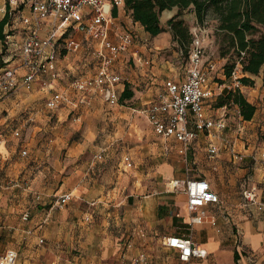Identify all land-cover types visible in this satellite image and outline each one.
<instances>
[{
	"label": "rangeland",
	"instance_id": "rangeland-1",
	"mask_svg": "<svg viewBox=\"0 0 264 264\" xmlns=\"http://www.w3.org/2000/svg\"><path fill=\"white\" fill-rule=\"evenodd\" d=\"M1 1L6 6V14L10 15V25L5 27V34L17 37L20 42L25 36V31L21 27L22 17L30 14L29 6L32 2L42 0H20L17 9L19 12L16 13L13 11L10 13L9 0ZM176 11V9L170 11L172 16L177 13ZM164 15L165 13L161 16V23L167 28V22L172 16L165 20ZM184 16L186 25L192 28L196 24L192 12H185ZM216 26L217 23L213 19L207 22L204 62L205 65L209 62L217 65V71L211 79L212 85L214 83L230 85L233 79H223V76L227 69L238 63V58L233 50H229L227 42L216 35ZM126 31L139 36L141 44L147 43L149 48L147 47V51H142L141 54L153 60L154 63L149 69L155 67L160 69L162 74L157 82L152 83L145 77L147 68L135 65L128 53L121 56L124 57L120 68L124 85H129L134 92V97L122 105L123 108H110L102 104L97 96L95 107L89 109L88 116L83 117L81 122L77 121L80 112L70 111L76 100L71 83L76 79L91 80L96 73L91 42L77 34L76 39L80 41L82 50L67 55L62 52L61 56L62 59L69 55L61 61L62 79L59 84L63 89L59 90L68 94L72 102L70 107L59 112H49L45 108L43 96L35 88L16 97L22 98L25 102L30 98H39L32 102L28 109L29 103H25L18 112L14 114L10 112L9 117L5 114L0 117V133L8 150V153L0 155V254L6 250H16L19 253L17 264H49L52 261H57L58 264L122 262L114 259V206H123L122 199L128 194L126 187L128 182L142 173H154L152 169L160 162L159 154L164 147L161 138L154 133L147 120L134 110L140 109L141 103L150 99L148 94L151 96L161 90L162 80L175 77L178 80L184 79L189 65V50L181 51L178 43L172 40L168 32L156 37L155 41L146 38L140 28L131 27ZM152 46L160 47L159 51L150 52ZM13 59L18 57L13 56ZM236 67V77L239 79L246 77L242 76L241 68L238 65ZM254 100L253 104L263 111L264 98ZM32 107L35 109H31ZM228 117L236 118L234 115ZM258 123L261 125L258 136L264 143L262 112L256 118L255 125ZM232 124H238V120ZM16 129H20L21 132L19 139L14 136ZM0 148L1 151L3 147ZM22 148H26L27 155L22 154ZM101 149L107 151L99 160L96 156L100 154ZM126 157L132 159L131 169H127L124 163ZM111 168L114 169V190L116 189L114 197L105 195L102 198L92 195L90 203L95 205L80 201V205L73 208L75 215L72 213L67 220L68 229L63 232L69 239L62 241L60 247L48 239L40 245L37 236L24 235L23 231L31 226L30 223L25 224L21 220L24 211H28L33 217L39 206H44L47 211L52 207L56 212L66 210L69 206L59 208L57 205L59 196L57 194L61 185L65 183L67 188L75 189L82 180L83 187L89 192H94L98 188L96 181L100 184L102 175L108 176ZM77 194L78 192L74 193L75 196ZM232 228L233 232L237 233L235 226ZM51 232L56 236L59 234L58 231ZM131 238L133 237H124L122 248L126 249L125 244ZM131 249L135 253L134 256L139 252L156 256L158 251H162V247H152L150 250L140 244L134 245ZM124 264L131 263L126 260Z\"/></svg>",
	"mask_w": 264,
	"mask_h": 264
},
{
	"label": "crops",
	"instance_id": "crops-1",
	"mask_svg": "<svg viewBox=\"0 0 264 264\" xmlns=\"http://www.w3.org/2000/svg\"><path fill=\"white\" fill-rule=\"evenodd\" d=\"M4 7L5 4L0 0V21L5 17L2 12ZM176 10L178 12V9ZM192 17L196 21L194 13H192ZM183 19L186 20V17L183 16ZM21 27H23L22 24ZM131 27L140 28L144 32V35H146V38L156 41V38H152L146 33L140 24L133 21L125 9L120 10L114 16L112 41L117 42L119 40L118 36L132 34L126 31ZM45 29L47 31L48 28L46 27ZM168 34L171 35L169 32ZM80 35L83 36V34ZM132 35L136 38V42L128 53L130 59L135 65L147 68L145 69L147 72L145 77L148 81L152 83L157 82L161 78L162 71L155 67L152 70L149 69L154 63L153 60L141 54L142 51H147V47L149 48V46L147 43L141 44L139 36ZM16 38H10L9 43L11 44L7 43L8 47L3 46L4 44L2 45L0 41V55L4 54L2 60L5 67H12L18 63V59H13V56L18 55L16 46L21 44L24 36L20 42ZM84 40L91 42L93 60L96 62L95 71H97L98 61L94 56V51L98 46L93 41L86 38ZM78 42L80 43V41ZM159 49L160 47L152 46L149 50L152 52L159 51ZM81 50L80 44L75 53ZM6 52L12 55H7ZM68 56H64L59 61L58 69L60 71L61 61L65 60ZM123 58H120L115 65V69L120 75ZM135 58L140 59L141 62L137 63ZM146 61L149 62L148 65L145 63ZM242 76L249 77L255 82L253 87L242 85L239 89L246 98H250L248 101L253 104L255 98H264L262 76L248 74ZM184 79L178 80L175 77L162 80L161 90L156 91L151 96L148 94L150 99L146 102L153 100L169 83H181ZM223 79H226L225 75ZM35 88L43 96L45 108L49 112L54 113V111H50L46 107V101L49 97L48 89H44L43 85H38ZM57 88L63 89L61 84H58ZM119 89L121 93L124 92V79ZM210 89L212 91V98L206 102L208 114L215 118L226 117L227 128L224 131H214L212 135L199 133L185 156L177 152L176 148H178V145H175V142L166 141L161 138L164 147L162 153L159 154L161 158L160 162L152 169L154 173H142L128 182L126 185L128 194L122 199L123 206H114V259L119 262L122 260L120 264H124L126 260L133 264L132 260L135 257V253L131 248L137 244L147 246V249L150 250L152 247H162V251H158L156 256L149 255L152 264H184L178 260L175 250L163 246V240L171 236L187 237L190 235L196 242L205 247L209 254L207 259L201 261L193 260L190 264H264V245L262 241L264 233V143L260 141L258 136L261 125L260 123L255 125L256 118L259 113H264V110L261 111L255 105L257 111L254 118L251 121H245L240 114L238 106L233 103L224 106L220 105L222 97L228 91L236 90L233 83L230 85L214 83L212 85L210 80ZM22 93L29 92L21 91L12 98L0 103V117L3 114L9 117L10 112L13 114L18 112L20 107L25 103H29L28 109L32 102L39 99L30 98L29 101L25 102L22 98H16ZM97 99L102 104L115 108L109 106L103 98L99 97ZM71 103L69 98L68 102L55 112L69 108ZM96 103L97 100L95 98L90 108L74 104L70 111L80 112L77 121L81 122L83 117L88 116V112L95 107ZM143 104L144 102L141 103V106ZM212 105H214L213 108ZM117 107L123 108L122 105ZM31 109H35V107ZM31 115L34 116L35 114ZM228 115H234L236 118L231 119ZM237 120L238 124H232V122L236 123ZM16 132H19V137L15 136ZM14 136L17 139L21 138L20 129L14 131ZM2 138V134L0 133V146L3 147L0 155L8 153L6 143ZM211 144H215L219 149L213 159L209 158L208 154ZM106 151L107 149H101L98 156H105ZM23 152H26V155L28 154L26 148H22V154ZM127 169L131 168L127 167ZM189 180H206L212 190L219 196L221 202L219 205H208L204 209L208 216L214 217L215 223L213 225H193L191 223L192 215L187 210V196L184 192L172 189L171 183ZM96 185L98 188L94 192H89L86 187L84 188L82 180L75 189L67 188L65 183L61 185L59 194H57L59 195L57 201L64 196H70L71 199L66 205L69 207L61 212H56L53 207L47 211L44 209V206H39L37 213L33 217L30 214L27 222H24L22 219L28 213V211H24L21 216L22 222L31 224L27 230L23 231L24 235H27L26 237L37 236L39 244L41 240H43L44 244L45 239H48L54 245L56 244L60 247L62 241L69 239V237L67 238V236L63 235V232L65 229H68L69 223L67 220L70 215L75 213L73 208L79 206L81 202L91 204L92 195L102 198L105 195L114 197L116 192V189L114 190V169L111 168L108 176L103 174L100 184H97L96 181ZM249 189H255L257 193L256 202L253 204L247 202L243 196V192ZM75 192H78L76 196L74 195ZM54 197L57 196L54 195ZM51 203L52 201L50 200L49 204ZM59 214L60 217H58ZM87 219L85 218V220ZM233 226H235V232L237 231V233L233 232ZM51 231H58L59 234L56 236ZM125 236L128 238L133 237L125 244V247L130 242L133 244L131 248L126 247L127 250L122 248ZM10 250H6V252ZM6 252L0 254V256H3ZM49 264H58V262L52 261Z\"/></svg>",
	"mask_w": 264,
	"mask_h": 264
},
{
	"label": "built area",
	"instance_id": "built-area-1",
	"mask_svg": "<svg viewBox=\"0 0 264 264\" xmlns=\"http://www.w3.org/2000/svg\"><path fill=\"white\" fill-rule=\"evenodd\" d=\"M19 1L9 0L10 13L19 12ZM29 9L30 14L22 17L25 36L21 44L16 46L18 63L12 67L0 65V103L21 91L29 92L36 86L43 85L49 91L46 107L54 112L62 108L69 97L66 92L57 88L62 79L58 63L62 52L67 55L78 50L80 43L76 35L83 34L84 38L98 46L94 51L98 68L91 80L76 79L71 83L76 94V106L90 108L97 96L103 98L111 107L121 106L120 97L123 92L121 93L119 86L123 84V79L115 65L121 56L129 53L136 38L132 34H126L118 36L119 40L113 42L111 35L114 13L125 9V0H42L32 2ZM2 12L6 15V6ZM192 34L189 65L184 81L169 83L153 100L134 110L147 120L158 137L175 142L178 145L177 152L184 156L199 133L212 135L214 131H224L227 128L226 117L215 118L207 111L206 102L212 98L210 80L217 71L216 63L209 62L205 65L204 62L207 23L203 26L196 25ZM10 38L11 36H7L5 45ZM135 61L141 62L136 58ZM145 63L149 64L148 61ZM236 74L237 68L231 79L234 88L240 89L242 84ZM15 136L19 137V132ZM218 151V147L211 144L208 149L209 158L213 159ZM97 158L102 159L101 156ZM124 162L128 168H132L130 158L126 157ZM171 184L172 189L184 192L187 196V210L192 215L193 225L215 223L214 217L208 216L204 209L208 205H219L221 202L206 180L175 181ZM243 196L251 204L256 202L255 189L246 190ZM70 199V196H64L57 201V205L64 208ZM29 217L28 212L22 219L27 222ZM262 241L264 245V233ZM40 244H43V240ZM132 245L130 242L127 248ZM163 246L175 250L178 260L184 264H190L193 260H205L209 256L206 248L191 235L165 238ZM18 257L16 251H7L0 256V264H17ZM132 263L152 264L150 256L145 252L136 255Z\"/></svg>",
	"mask_w": 264,
	"mask_h": 264
},
{
	"label": "trees",
	"instance_id": "trees-1",
	"mask_svg": "<svg viewBox=\"0 0 264 264\" xmlns=\"http://www.w3.org/2000/svg\"><path fill=\"white\" fill-rule=\"evenodd\" d=\"M173 9H178V12L167 22V28H164L161 16L165 12L164 19H169ZM125 10L152 38L169 32L181 51H190L193 41L192 29L213 19L217 23L216 35L227 42L229 50H233L238 58V63L226 70V78L231 79L238 65L243 75L262 76L264 88V0H125ZM185 12H192L196 17V24L192 28H189L183 19ZM8 25L10 15L6 14L0 21V41L4 46L7 36H10L5 34V27ZM256 34L259 36L255 37ZM3 56L4 54L0 55L1 66L5 65ZM239 82L243 86L251 87L255 83L249 77H243ZM133 97L134 92L126 85L120 97L121 105ZM230 103L239 107L245 121L254 118L256 106L251 104L239 89L228 91L222 97L220 105Z\"/></svg>",
	"mask_w": 264,
	"mask_h": 264
}]
</instances>
